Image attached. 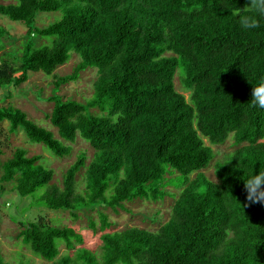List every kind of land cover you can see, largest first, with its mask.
I'll return each mask as SVG.
<instances>
[{
  "label": "trees",
  "instance_id": "trees-1",
  "mask_svg": "<svg viewBox=\"0 0 264 264\" xmlns=\"http://www.w3.org/2000/svg\"><path fill=\"white\" fill-rule=\"evenodd\" d=\"M14 1L0 3V16L26 27V47L17 62L0 59V91L13 97L33 74L52 75L77 55L78 66L55 76L49 97L48 120L70 145L16 106H0V125L8 123L10 135L23 130L57 158L71 157L78 138L93 155L77 154L60 187L42 156L0 140V192L82 214L101 232V254L81 247L76 260H57L58 241L73 250L84 236L46 218L20 224L17 239L53 264H264V204L247 206L243 181L264 166V108L251 105L252 87L264 78V17L259 28L242 29L245 0ZM62 9L59 22L35 27L38 15ZM7 33L0 29V40ZM49 37L57 39L52 46H32ZM87 69L98 70L93 97H63L62 87ZM230 138L235 151L215 163L211 181L204 171L215 154L204 140L222 146ZM171 198V217L158 231H109L106 210L132 213L128 204Z\"/></svg>",
  "mask_w": 264,
  "mask_h": 264
},
{
  "label": "rangeland",
  "instance_id": "rangeland-1",
  "mask_svg": "<svg viewBox=\"0 0 264 264\" xmlns=\"http://www.w3.org/2000/svg\"><path fill=\"white\" fill-rule=\"evenodd\" d=\"M14 0H0V3L8 4L14 3ZM66 9V8H65ZM65 9L57 12L44 13L36 17L35 27L45 28L56 22H59L63 16ZM0 29H5L8 33L0 40V47L4 46V50H0V59H6L12 62H17L26 47L24 33L26 27L20 23L11 22L6 17L0 16ZM57 39L55 37L36 39L32 45L35 49L52 46ZM4 51V52H3ZM3 52V53H2ZM80 59L77 55H73L70 61L63 67H60L54 74L48 75L45 73H35L31 76L26 88L23 91L13 92V97H8L7 91H0V106L12 105L16 106L26 113L29 118L38 126L43 127L54 133L55 138L65 143L58 134L57 129L48 120V115L52 112L54 104L49 101L54 88L55 76H65L71 74L78 66ZM179 74V71L177 72ZM176 74V75H177ZM98 78L97 69L85 70L77 82L70 83L62 87L60 94L66 99L74 98L79 101H87L94 95V82ZM175 86L178 92L184 94L188 102H190V92H184L181 87L180 79L177 76L175 79ZM0 140L4 144H8L11 149L24 148L28 151L29 156L40 155L42 156L41 164L48 169L55 172L54 183L62 186V175L72 165L82 151H86L89 159L92 158L93 150L81 138L73 144V155L64 159L55 157L50 150L43 144L33 143L30 141L25 132L20 130L16 134H9V124L3 123L0 125ZM207 146L213 149L215 160L209 169L204 171V174L211 181H217L215 175V163L223 160L227 155L235 151L233 139L230 138L226 144L222 146L211 145L206 139L204 140ZM70 145L69 143H65ZM11 157L9 151L6 152V158ZM79 177H82L81 175ZM195 175L192 176L194 178ZM80 179V178H79ZM79 182V181H78ZM81 188L84 185L81 184ZM174 190V189H172ZM40 193L35 195L38 199ZM174 198V197H173ZM167 199L163 203H152L145 201H137L128 204L132 213L120 211L119 213L113 212L110 209L105 212L109 215L113 223L110 232H119L128 227H138L141 229L151 230L156 232L165 224L171 217L172 208L175 200ZM156 215H158L156 217ZM94 217L99 229L98 213H94ZM39 218H46L51 220L56 226L63 225L77 230L84 236L83 246L75 245V249L68 250L64 242L58 241L57 245L60 250V256L57 260L67 255L72 260H76L77 250L81 247L94 251L96 254H101V232L94 233L89 229L87 222L82 214L76 219L73 214L68 211H55L42 203H36L34 196L20 197L15 193L6 191L0 192V250L2 257L6 264H53L46 262L44 259L33 255L30 250L25 247L21 241L17 239L18 228L20 224L27 225L34 222ZM156 218L157 220H154Z\"/></svg>",
  "mask_w": 264,
  "mask_h": 264
},
{
  "label": "clouds",
  "instance_id": "clouds-1",
  "mask_svg": "<svg viewBox=\"0 0 264 264\" xmlns=\"http://www.w3.org/2000/svg\"><path fill=\"white\" fill-rule=\"evenodd\" d=\"M239 26L244 30L260 27L258 17H264V0H245V6L237 12ZM252 107L264 108V78L251 92ZM244 181L247 206L252 204H264V166H261L258 174L254 173Z\"/></svg>",
  "mask_w": 264,
  "mask_h": 264
}]
</instances>
